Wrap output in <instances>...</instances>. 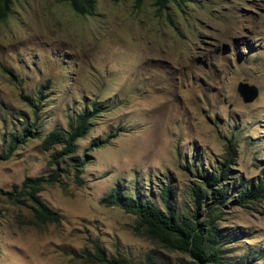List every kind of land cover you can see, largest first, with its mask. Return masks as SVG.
I'll return each instance as SVG.
<instances>
[{
	"label": "rangeland",
	"instance_id": "obj_1",
	"mask_svg": "<svg viewBox=\"0 0 264 264\" xmlns=\"http://www.w3.org/2000/svg\"><path fill=\"white\" fill-rule=\"evenodd\" d=\"M237 82L256 88L252 101L241 100ZM92 102L99 112L75 148L87 160L84 182L77 186L69 176L43 186L41 200L60 218L31 224L26 204L4 192L48 171L41 138L65 130ZM24 127L37 137L0 160V264H111L96 259L94 245L105 259L131 264L152 252L160 264L188 259L134 235V216L98 199L119 185L163 208L159 191L167 185L172 207L189 214L197 172L223 160L227 140L234 149L229 168L245 178L259 173L264 0H187L160 9L151 0L138 7L133 0H96L90 16L56 0H13L0 23V152ZM217 224L233 233L224 256L264 264V200L225 204Z\"/></svg>",
	"mask_w": 264,
	"mask_h": 264
},
{
	"label": "trees",
	"instance_id": "obj_2",
	"mask_svg": "<svg viewBox=\"0 0 264 264\" xmlns=\"http://www.w3.org/2000/svg\"><path fill=\"white\" fill-rule=\"evenodd\" d=\"M66 3L73 12L79 15H93L96 0H56ZM138 7L142 0H133ZM187 0H151L157 9L164 8L168 3L179 6ZM13 0H0V23L6 21L11 12ZM38 93H41L38 90ZM74 113L67 121L66 129L54 128L47 132L40 140V148L48 151L45 174L29 177L25 176L13 190L4 192L9 198L26 204L30 212L31 224L57 223L59 214L48 207L41 200L39 192L43 186L61 185V178L72 177L75 185L81 186L84 180L81 177L83 167L87 162L84 155H76V141L83 138L90 128V122L99 112L96 102ZM112 132L102 140L90 143L89 150L99 148L110 138L115 137ZM37 133L24 127L21 136L11 133L6 150L0 152V160L7 159L16 148L29 138H36ZM56 147V148H54ZM221 162H217L209 172H197L196 182L189 188L191 210L189 214L178 213L171 204L174 193L167 185L162 186L159 198L163 208L156 206L152 201L140 195L125 193L121 186L114 185L98 199L104 206H114L134 216L131 232L159 246L188 257L179 258L177 264H249L247 257L230 259L222 254V246L233 241V233L226 228L218 227L222 208L225 204L249 207L264 200V167L254 178H245L235 174L229 164L234 155L230 140L224 145ZM185 169H188L186 166ZM28 201V203H26ZM229 237H232L229 239ZM237 237V236H235ZM240 236L237 237V239ZM94 252L98 261L111 264H131L123 258L107 260L104 250L94 245ZM143 264H160L156 261L154 252L144 256Z\"/></svg>",
	"mask_w": 264,
	"mask_h": 264
},
{
	"label": "water",
	"instance_id": "obj_3",
	"mask_svg": "<svg viewBox=\"0 0 264 264\" xmlns=\"http://www.w3.org/2000/svg\"><path fill=\"white\" fill-rule=\"evenodd\" d=\"M235 89L243 102L252 101L257 94L256 88L245 82H237Z\"/></svg>",
	"mask_w": 264,
	"mask_h": 264
},
{
	"label": "clouds",
	"instance_id": "obj_4",
	"mask_svg": "<svg viewBox=\"0 0 264 264\" xmlns=\"http://www.w3.org/2000/svg\"><path fill=\"white\" fill-rule=\"evenodd\" d=\"M62 3H64V2H62ZM95 8H96V5H95ZM12 9V8H11Z\"/></svg>",
	"mask_w": 264,
	"mask_h": 264
}]
</instances>
